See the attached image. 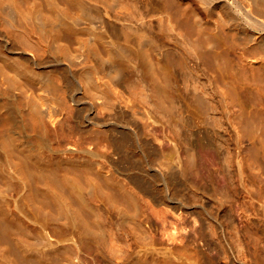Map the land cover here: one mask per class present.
I'll list each match as a JSON object with an SVG mask.
<instances>
[{"label":"bare ground","instance_id":"1","mask_svg":"<svg viewBox=\"0 0 264 264\" xmlns=\"http://www.w3.org/2000/svg\"><path fill=\"white\" fill-rule=\"evenodd\" d=\"M213 48L264 50V0H0V264H259L231 203L257 154L264 225V117ZM151 122L180 128L170 171Z\"/></svg>","mask_w":264,"mask_h":264},{"label":"rangeland","instance_id":"2","mask_svg":"<svg viewBox=\"0 0 264 264\" xmlns=\"http://www.w3.org/2000/svg\"><path fill=\"white\" fill-rule=\"evenodd\" d=\"M149 16L146 13L140 15V21L146 24ZM161 39V38H159ZM166 39V38H164ZM162 41V40H161ZM159 40V42H161ZM218 51H223L226 55L227 66L231 73L237 76V97L239 99L248 100L253 111L264 117V81H256L252 79H245L244 77L249 76L253 71L249 68L251 63L261 62L264 65V50L263 48H213ZM243 66L245 68H241ZM204 70H208V66L203 64ZM227 75V74H226ZM225 75V77H226ZM224 78V77H222ZM141 132L144 136L150 138L158 147L160 152L164 153L167 158L164 161H160L156 167H148L151 171H170L172 166L176 164L175 156V142L179 136L180 128L174 124L165 125L164 122L149 123L147 126L143 125ZM245 141L242 142V147L245 145ZM241 150V148H240ZM197 163L209 171L210 175L214 179H218L221 176L220 162L213 153L205 154L204 156H198ZM243 173L245 175V182L250 181V192L252 196L253 206L255 209L245 211L244 208L239 204V200L232 202L234 212L236 215V222L238 226H241L244 222V214L248 213L250 216V222L254 230H256L262 237L264 243V225H260V221L257 215V209L260 202L259 185H258V166L259 158L254 156L253 163L255 168L252 171L247 170L244 167L243 161L241 160ZM181 175V174H180ZM184 178H188L189 175L183 173ZM243 194L242 190L238 194ZM174 217L167 215L164 224H161L160 220L154 217L144 219V223L148 224L146 228L156 234L165 227L169 230L171 228L170 221H174ZM187 228L193 224L192 217H186ZM164 225V227H163ZM166 244V243H165ZM264 245V244H263ZM238 248L240 246L237 245ZM250 256L256 260L259 264H264V252H260L258 246L251 243L248 247ZM92 261V260H91ZM89 259L85 260L86 264H92Z\"/></svg>","mask_w":264,"mask_h":264}]
</instances>
